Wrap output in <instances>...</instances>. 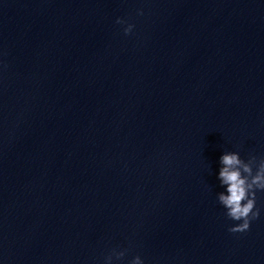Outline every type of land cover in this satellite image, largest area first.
<instances>
[{
  "label": "clouds",
  "instance_id": "obj_1",
  "mask_svg": "<svg viewBox=\"0 0 264 264\" xmlns=\"http://www.w3.org/2000/svg\"><path fill=\"white\" fill-rule=\"evenodd\" d=\"M139 14H142L140 12ZM116 23H125L117 19ZM134 25L128 24L124 34L132 32ZM222 167L218 179L224 191L218 194V202L226 209L225 215L232 221L239 223L230 226L228 231L243 233L250 229L251 222L260 217L257 208V192H264V158L257 161L255 156L247 161L243 160L238 152H225L221 158ZM125 256V251L115 249L105 257V264H112L113 257L119 260ZM131 264H143L139 255L134 257Z\"/></svg>",
  "mask_w": 264,
  "mask_h": 264
}]
</instances>
